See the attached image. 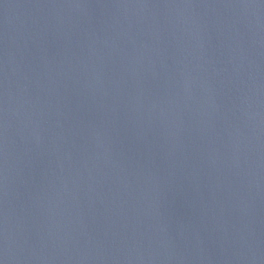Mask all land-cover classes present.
Returning a JSON list of instances; mask_svg holds the SVG:
<instances>
[{
    "label": "water",
    "instance_id": "95a60500",
    "mask_svg": "<svg viewBox=\"0 0 264 264\" xmlns=\"http://www.w3.org/2000/svg\"><path fill=\"white\" fill-rule=\"evenodd\" d=\"M0 264H264V0H0Z\"/></svg>",
    "mask_w": 264,
    "mask_h": 264
}]
</instances>
